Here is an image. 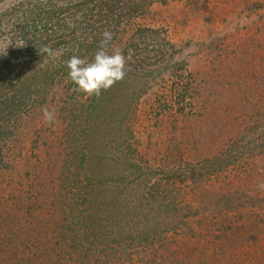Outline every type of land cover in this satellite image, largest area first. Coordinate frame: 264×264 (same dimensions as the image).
Masks as SVG:
<instances>
[{
    "label": "rangeland",
    "instance_id": "rangeland-1",
    "mask_svg": "<svg viewBox=\"0 0 264 264\" xmlns=\"http://www.w3.org/2000/svg\"><path fill=\"white\" fill-rule=\"evenodd\" d=\"M113 47L131 55L122 84L136 105L128 141L117 137L124 131L113 136L99 128L90 139L100 164L92 167L96 159L85 146L80 166L62 141L57 107L28 105L3 147L0 264L41 260L39 250H51L59 237L55 220L65 200L84 213L136 211L145 225H176L167 233L179 253L200 254L198 235L208 237L216 250L204 252L206 264H264V0L154 2ZM45 107L55 113L51 124ZM221 108L230 116H219ZM94 138L108 141L106 149ZM220 154L233 163L214 165ZM149 190L155 198L148 199ZM228 193L236 201L225 203ZM163 199L170 209L156 216ZM108 200L118 206L107 207Z\"/></svg>",
    "mask_w": 264,
    "mask_h": 264
},
{
    "label": "trees",
    "instance_id": "trees-1",
    "mask_svg": "<svg viewBox=\"0 0 264 264\" xmlns=\"http://www.w3.org/2000/svg\"><path fill=\"white\" fill-rule=\"evenodd\" d=\"M158 1L167 0H0V5L5 4L0 7V167L7 164L3 159L6 156L3 147L14 134V122L22 117L28 105L35 102L39 106L45 103L47 107L51 102L57 107L54 110L56 116L62 118V141L70 145L71 154L79 159L80 166L86 155L85 146L90 148L89 151L97 150L90 137L101 132L99 128H104L105 135L112 133L113 136L124 131L125 137H117L121 143L128 141L136 105L130 96L133 92H124L125 77L108 91H103L99 98H86L83 93L73 91L75 85L68 78L65 61L73 55L92 61L105 30L113 33L109 45L111 52L114 42L123 35L125 25ZM21 43L23 47L17 46ZM137 44L132 43L133 46ZM45 46L60 50L62 55L55 60L47 57L39 52ZM127 49H122L125 57L129 56ZM218 110L219 116L223 113L230 116L226 109ZM94 141L106 149L108 141L102 145L98 139L94 138ZM99 151L92 152L96 159L91 161L94 168L100 164L102 154ZM214 159V165L220 168V163L225 160V164L233 163L224 154ZM104 182L96 180L90 185L99 183L100 187ZM101 188L98 191H106ZM154 193L149 190L148 199L155 198ZM222 198L225 203L237 199L231 193L223 194ZM65 201H62L64 205H60L59 218L55 220L59 237L51 250L46 246L39 250L41 260L34 259L30 264H188L186 257L206 264L204 252L216 250L212 239L198 235V246L203 249L199 248L200 254L197 251L179 253L172 247L176 238H170L167 233L176 225L171 226L167 221L145 225L136 211L135 216L130 217L120 209L115 214L113 209L107 211L100 207L84 213L83 209L75 207L76 203L72 207L70 201ZM158 203L156 216L169 211V202L163 199ZM107 204L117 205L111 200L105 204L110 207ZM47 216L48 219V211ZM122 216L128 220L124 221L126 223H122ZM204 219L201 226L208 236L210 220L207 215ZM130 222L132 226L126 227ZM182 223L187 226L189 221ZM228 228L233 225L229 224Z\"/></svg>",
    "mask_w": 264,
    "mask_h": 264
},
{
    "label": "clouds",
    "instance_id": "clouds-1",
    "mask_svg": "<svg viewBox=\"0 0 264 264\" xmlns=\"http://www.w3.org/2000/svg\"><path fill=\"white\" fill-rule=\"evenodd\" d=\"M102 36L100 46L92 61L76 55L65 61L68 78L75 85L73 91L83 93L86 98L93 96L99 98L103 91H108L117 82L123 80L126 75V63L131 59L130 54L125 57L119 48L109 51V45L113 40L111 31L105 30ZM17 46L23 47L24 45L21 43ZM39 52L53 60L62 55L60 50L54 51L50 46L43 47ZM43 117L47 123L51 124L55 120V113L45 107ZM260 187L264 188V184Z\"/></svg>",
    "mask_w": 264,
    "mask_h": 264
}]
</instances>
